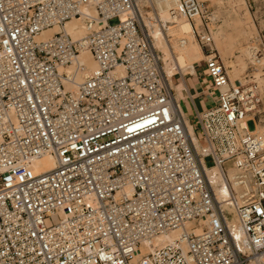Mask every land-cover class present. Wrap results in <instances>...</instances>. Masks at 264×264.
<instances>
[{
	"label": "built area",
	"instance_id": "1",
	"mask_svg": "<svg viewBox=\"0 0 264 264\" xmlns=\"http://www.w3.org/2000/svg\"><path fill=\"white\" fill-rule=\"evenodd\" d=\"M181 20L217 92L198 110L184 88L193 114L153 35L176 58ZM211 21L201 0H0V264H264V41L234 84ZM46 155L55 167L35 173Z\"/></svg>",
	"mask_w": 264,
	"mask_h": 264
},
{
	"label": "rangeland",
	"instance_id": "2",
	"mask_svg": "<svg viewBox=\"0 0 264 264\" xmlns=\"http://www.w3.org/2000/svg\"><path fill=\"white\" fill-rule=\"evenodd\" d=\"M201 1L207 6L209 16L215 19L214 23L211 21L210 27L214 29L218 48L225 47L228 50V59L223 57L225 65L229 66L228 63L230 61L235 64L233 67L229 66L230 75L236 74L239 80H244V75L250 67V63L246 54L242 53V48H248L258 35H261L264 41V0ZM117 21V19H113L111 22L116 23ZM198 66L201 67L203 65L200 63ZM230 70L234 72L232 73ZM200 75L202 77L205 76L204 72ZM262 78L264 79V77ZM177 79L178 77L173 78L174 84L179 85L183 82L182 78L179 81ZM188 83L193 85L194 80L188 78ZM262 85L264 86V80ZM179 88L182 90V86L179 85ZM213 94L216 95L205 98L208 106H211L217 98V92L214 91ZM199 106L202 108L201 104ZM183 107L189 109L185 101L183 102ZM248 126L251 130L256 127L253 120L248 122ZM204 161L207 167L214 165V160L211 156L205 157Z\"/></svg>",
	"mask_w": 264,
	"mask_h": 264
},
{
	"label": "bare ground",
	"instance_id": "3",
	"mask_svg": "<svg viewBox=\"0 0 264 264\" xmlns=\"http://www.w3.org/2000/svg\"><path fill=\"white\" fill-rule=\"evenodd\" d=\"M162 18L165 21L169 20L168 14L165 10L162 12ZM211 18H212V22L214 23L215 19L213 17H211ZM195 22H196V24L198 23L197 25H199L201 23V19L199 17H197L195 19ZM56 30H58V28H55L53 30L44 31L41 36H48L52 33V31H56ZM66 30L70 34H72L74 37H80L84 34L83 24L78 19H73L71 21H68L66 24ZM192 31H193V25L188 20H181L177 27H173L168 31V35L173 36V38H172L173 50H174L176 58L174 57V55L172 56L173 51L170 48V46L167 45V36L164 35V33H161V34L158 33V30L153 31L156 46L161 51H163L165 53V58H166L165 60L167 61V71L169 73L171 86H172V88L175 89V91L177 93V98L181 97L184 92L182 93V90L179 88V86L174 84L173 78L174 77L176 78V76L174 75V73H175L174 65L179 64L185 68V71L190 72L193 75L192 77H198L197 68L194 65V63L199 62L200 60L204 59V54H203L202 48H201L199 42H197L196 36L193 34ZM212 32H213L215 45H216L214 29H212ZM181 36L185 37L187 39L186 43L184 45H180L177 41V39ZM216 47H217V45H216ZM249 47H250V45L248 46V48H242V53L246 54V56L250 60V48ZM168 59L171 61H169ZM79 60L86 65L87 72H91V71H94L97 69V63L94 60V58L92 57V54L90 53V51H88V50L82 51L79 55ZM172 61H173V66H172ZM228 65L230 67H233L235 64H233V62L230 61L228 63ZM229 66H227L228 69L230 68ZM230 71L232 73L234 72L233 70H230ZM195 74H197V75H195ZM255 76L258 79H260V83L262 85L264 79L261 77L260 71H256ZM231 77H232V81L234 84L238 83L239 79L236 76V74L231 75ZM181 78H182V80H184V78L182 76H181ZM242 81H244V80H242ZM180 86H182V88H183L185 86V82L183 81V83ZM262 89L264 90L263 85H262ZM187 123H188V128L194 137L195 135L193 133L192 124L189 121ZM260 129H261V126L258 127L257 131H260ZM55 165H56L55 158L52 157L51 155H46V156H43L40 159L36 160L33 163V168H34L35 173H40L43 171H49V170L53 169L55 167ZM214 170H217V168H214ZM227 170H228L230 178L234 179V177L236 176V168L234 166L230 165V166H228ZM218 179H220V176L218 177ZM222 191L224 193H226L227 192L226 187H223ZM192 225L193 224H188V227H191ZM195 231L200 232L201 227H196ZM181 233H182V229L180 228V229L173 230L169 234L160 237L158 239V246H162V245H165L167 243L174 241L175 239H177V237Z\"/></svg>",
	"mask_w": 264,
	"mask_h": 264
},
{
	"label": "crops",
	"instance_id": "4",
	"mask_svg": "<svg viewBox=\"0 0 264 264\" xmlns=\"http://www.w3.org/2000/svg\"><path fill=\"white\" fill-rule=\"evenodd\" d=\"M216 45H217V43H216ZM217 48H218V45H217ZM218 50H219V53L222 55V58L226 57V59H228V56H229L228 50L225 47H222L221 49L218 48ZM202 72H204V74H205L204 77H202L200 75ZM197 74H198V77L186 76L184 78L183 81L185 82V86L182 88V93L184 92L183 89L186 88L189 91V93L194 96V104H195L194 106L198 110H201L203 108L208 107V104L206 103L205 98L207 96H212V95H216V94H213V92L215 90L211 88L210 78L208 77V75L204 71L203 66H201V67L197 66ZM197 74H195V75H197ZM188 78H191L192 80H194L193 85H190L188 83ZM177 80L179 81L180 79H177ZM181 84H179V85H181ZM179 85H177V86H179ZM179 98L183 99V102L185 101L188 104L189 109H185V108L184 109L189 114H193L194 108H193L192 102L187 98L186 93L184 92L183 95ZM215 101H216V99H215ZM199 104H201L202 108L199 106Z\"/></svg>",
	"mask_w": 264,
	"mask_h": 264
}]
</instances>
